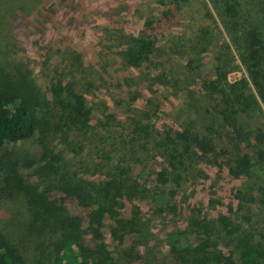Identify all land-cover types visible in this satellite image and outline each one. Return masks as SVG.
<instances>
[{
	"label": "trees",
	"instance_id": "obj_1",
	"mask_svg": "<svg viewBox=\"0 0 264 264\" xmlns=\"http://www.w3.org/2000/svg\"><path fill=\"white\" fill-rule=\"evenodd\" d=\"M189 2L159 0L163 8L148 17L136 36L125 37V50L114 62L136 70L152 95L155 85L174 93L181 87L182 77L168 70L167 61L159 60ZM210 2L231 42L220 43L213 74L202 69L205 55L217 41L209 27H201L190 44L181 48L171 44L166 50L179 56L181 51L187 59L183 67L187 88L196 92L199 103L196 125L158 130L160 113L155 97L148 96L142 109L129 114V128L121 124L123 113L114 111H104L92 126L93 109L73 83H53L50 100L28 67L0 65V149L28 139L41 146L32 173L25 175L15 167L4 179L11 189L25 190L29 199L13 222L0 215V264H141L139 248L149 219L135 202H154L167 194L173 198L199 176L202 164L227 167L232 176L245 178L241 201L254 202L258 212L244 216L247 226L223 216L196 219L169 236L171 256L178 264H264V138L245 131L239 121L240 116L263 115L264 0ZM231 45L247 73L235 82L228 80L224 69V51H231ZM82 134L104 151L102 163L93 162L98 171L93 174L89 165H73L55 150ZM126 141L128 147L123 149ZM5 198L0 192V199ZM47 213L51 216L44 218ZM47 231L50 243L39 241Z\"/></svg>",
	"mask_w": 264,
	"mask_h": 264
},
{
	"label": "rangeland",
	"instance_id": "obj_2",
	"mask_svg": "<svg viewBox=\"0 0 264 264\" xmlns=\"http://www.w3.org/2000/svg\"><path fill=\"white\" fill-rule=\"evenodd\" d=\"M158 1L0 0V65L28 67L34 81L50 100L53 83H73L79 92L86 95L93 109L92 126L97 124V118H103L104 111H114L123 113L121 124L129 128V114L142 109L148 96L155 97L154 105L160 113L156 121L158 130L177 128L180 124L196 125L200 120L197 113L199 103L197 95H194L196 92H189L190 87L187 88L189 80H185L188 76L183 68L187 59L181 57V51L179 56L166 50L171 44L175 48L190 44L201 27H209L217 41L205 55L202 69L208 76L213 74L220 43L225 40L231 42L210 0H190L166 38V49L161 51L166 55L159 62L167 61L168 70L175 73L174 76L182 77L177 93L155 85L156 92L152 95L145 90V82L141 81L136 70H127L122 62L114 65L125 50V37L136 36L148 17L163 8ZM189 40L192 41L189 43ZM223 59L230 82L247 76L233 45L231 51H224ZM115 89L122 90L124 94ZM142 91L148 94L144 96ZM260 106L263 115L240 116L239 121L245 131L264 138V107ZM121 146L126 149L128 142H122ZM132 146L129 142V147ZM55 150L73 165H89L90 174L98 172L93 168L94 163L105 158L104 151L92 144L91 137L85 140V134L58 145ZM107 152L111 153L110 150ZM40 153L41 146L34 139L0 149V192L6 195L4 202L0 199V215H7L9 220L13 219L11 222L21 211H25L29 195L25 190L6 186L4 179L13 173L11 171L15 167L25 175L32 173ZM113 156L119 158L120 155L114 153ZM157 163H161L159 158ZM201 166L199 176L191 178L173 198L167 194L154 202H135L149 219L145 241L139 248L144 257L141 264H178L169 251V236L187 229L196 219L208 221L223 216L236 225L244 223L247 226L244 216L247 218L248 212L255 215L258 212L254 202L241 201V193L247 189L245 178L232 176L227 167ZM100 175L104 178L103 174ZM31 180L35 181V178ZM55 198L59 199V196ZM160 207L165 210L160 211ZM54 216L60 219L58 215ZM13 230L18 231L17 228ZM39 238V241L50 243V232ZM108 244L110 249L114 248L112 240L109 239ZM222 250L229 254L225 247Z\"/></svg>",
	"mask_w": 264,
	"mask_h": 264
}]
</instances>
